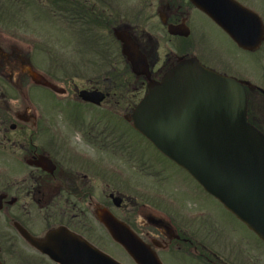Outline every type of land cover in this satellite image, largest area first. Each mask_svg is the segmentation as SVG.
<instances>
[{"label":"flooded vegetation","instance_id":"obj_1","mask_svg":"<svg viewBox=\"0 0 264 264\" xmlns=\"http://www.w3.org/2000/svg\"><path fill=\"white\" fill-rule=\"evenodd\" d=\"M235 1L264 24V0ZM122 32L151 80L186 59L236 78L249 121L264 133V40L253 51L240 47L191 0H0V264H59L50 253L72 235L102 250L108 213L163 264H264V242L134 128L149 78L123 57ZM80 57L98 70L77 71ZM43 60L68 63L67 74L44 75L35 66ZM41 75L59 89L38 84ZM76 78L94 81L79 88ZM82 90L105 99L85 101Z\"/></svg>","mask_w":264,"mask_h":264},{"label":"water","instance_id":"obj_2","mask_svg":"<svg viewBox=\"0 0 264 264\" xmlns=\"http://www.w3.org/2000/svg\"><path fill=\"white\" fill-rule=\"evenodd\" d=\"M192 1L242 47L254 50L262 42L259 17L233 0ZM118 39L141 74L144 59L137 45L126 33ZM37 82L48 85L42 78ZM148 88L131 118L135 128L264 241V134L248 120L244 86L192 59L180 62L161 82L150 81ZM81 96L95 102L104 98L99 92ZM102 221L138 264H161L124 224L110 214ZM67 241L69 246L54 251L62 264H120L86 242Z\"/></svg>","mask_w":264,"mask_h":264},{"label":"rangeland","instance_id":"obj_3","mask_svg":"<svg viewBox=\"0 0 264 264\" xmlns=\"http://www.w3.org/2000/svg\"><path fill=\"white\" fill-rule=\"evenodd\" d=\"M130 2V0H125V4ZM125 20H129L131 21V16L134 14V11L131 9V6H125ZM45 20H43L42 25L40 26V30L43 31L44 33H46L48 31V28L45 26ZM213 33L216 35V38H218V40L220 41V43H222L223 45L229 47V43L227 42V40L216 30L212 29ZM49 32V31H48ZM99 36V35H98ZM46 44L51 46L50 42H45ZM52 47V46H51ZM79 47H76V51L77 54H79ZM81 54H83V52H81ZM82 56V55H80ZM92 62H89L87 60V58H83L80 57L79 59H77L75 65H76V69L77 71H91V70H98L97 68H95L94 66H92L91 64ZM96 65H98V63H95ZM36 68L43 73L44 75H48L46 72L52 68H56L58 71H63L65 74H67V69H68V63H64V62H58L56 61L55 63L52 62H46L45 60L41 61L40 63L35 64ZM250 67H251V73L255 79V81L259 82V75H258V70H257V65L255 64L254 59L252 58L251 62H250ZM81 77H83V75H79ZM63 81V78L60 77L58 79H56V82L59 84L60 81ZM89 81H94V79H88V78H76L74 80V82L76 83V85L79 88L88 86V82ZM60 85V84H59ZM43 94H44V98H45V102L51 98L50 96V92L46 89L43 90ZM48 112H51L50 108H47ZM140 142L144 143V140L142 138H140ZM150 148V150H153L152 147L147 144ZM166 163V167H169V169L174 172L177 173L178 175L184 176V174L180 171V169L178 167H175L174 165H172L170 162H165ZM103 249L112 257H114L115 259L120 260L122 263L124 264H134V262L132 261V259L126 254V252H124L119 246H117L116 244H114L111 239H107L106 242L103 244Z\"/></svg>","mask_w":264,"mask_h":264}]
</instances>
